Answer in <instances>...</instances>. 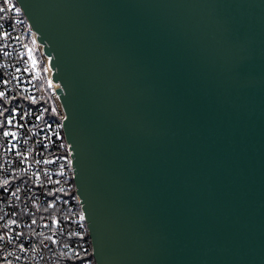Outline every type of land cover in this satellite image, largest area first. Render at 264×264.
<instances>
[{
  "label": "water",
  "instance_id": "obj_1",
  "mask_svg": "<svg viewBox=\"0 0 264 264\" xmlns=\"http://www.w3.org/2000/svg\"><path fill=\"white\" fill-rule=\"evenodd\" d=\"M16 2L95 264H264V0Z\"/></svg>",
  "mask_w": 264,
  "mask_h": 264
},
{
  "label": "built area",
  "instance_id": "obj_2",
  "mask_svg": "<svg viewBox=\"0 0 264 264\" xmlns=\"http://www.w3.org/2000/svg\"><path fill=\"white\" fill-rule=\"evenodd\" d=\"M0 8V264H95L59 85L16 0Z\"/></svg>",
  "mask_w": 264,
  "mask_h": 264
},
{
  "label": "snow or ice",
  "instance_id": "obj_3",
  "mask_svg": "<svg viewBox=\"0 0 264 264\" xmlns=\"http://www.w3.org/2000/svg\"><path fill=\"white\" fill-rule=\"evenodd\" d=\"M9 7H11V5H9ZM4 9L0 8V12H3ZM0 95H2V93H0ZM9 123H11V120L8 121ZM5 136L9 135V133L5 132L4 133Z\"/></svg>",
  "mask_w": 264,
  "mask_h": 264
}]
</instances>
